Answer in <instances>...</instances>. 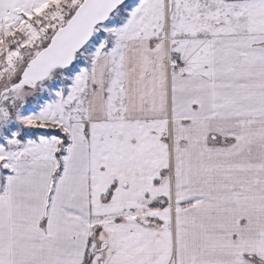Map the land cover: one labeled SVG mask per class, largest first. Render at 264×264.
Listing matches in <instances>:
<instances>
[{
    "label": "snow or ice",
    "instance_id": "snow-or-ice-1",
    "mask_svg": "<svg viewBox=\"0 0 264 264\" xmlns=\"http://www.w3.org/2000/svg\"><path fill=\"white\" fill-rule=\"evenodd\" d=\"M0 264H264V0H0Z\"/></svg>",
    "mask_w": 264,
    "mask_h": 264
}]
</instances>
